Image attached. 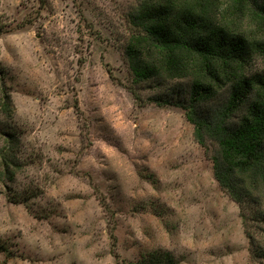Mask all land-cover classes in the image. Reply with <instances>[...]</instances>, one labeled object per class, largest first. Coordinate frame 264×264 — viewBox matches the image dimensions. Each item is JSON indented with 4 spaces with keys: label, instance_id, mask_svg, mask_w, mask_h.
I'll use <instances>...</instances> for the list:
<instances>
[{
    "label": "rangeland",
    "instance_id": "1",
    "mask_svg": "<svg viewBox=\"0 0 264 264\" xmlns=\"http://www.w3.org/2000/svg\"><path fill=\"white\" fill-rule=\"evenodd\" d=\"M139 1L0 0V264H264V196L157 100L188 80L134 81Z\"/></svg>",
    "mask_w": 264,
    "mask_h": 264
},
{
    "label": "trees",
    "instance_id": "2",
    "mask_svg": "<svg viewBox=\"0 0 264 264\" xmlns=\"http://www.w3.org/2000/svg\"><path fill=\"white\" fill-rule=\"evenodd\" d=\"M130 19L125 52L135 83L188 80L186 95L177 89L157 100L185 109L197 140L218 145L214 174L221 187L240 204H258L264 196V0H140ZM214 101V108L205 107ZM9 106L1 94L0 108Z\"/></svg>",
    "mask_w": 264,
    "mask_h": 264
}]
</instances>
